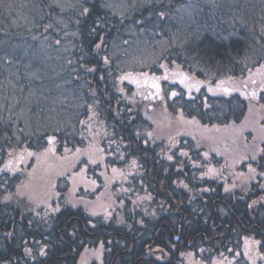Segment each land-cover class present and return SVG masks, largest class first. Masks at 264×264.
Returning a JSON list of instances; mask_svg holds the SVG:
<instances>
[{"label": "trees", "instance_id": "1", "mask_svg": "<svg viewBox=\"0 0 264 264\" xmlns=\"http://www.w3.org/2000/svg\"><path fill=\"white\" fill-rule=\"evenodd\" d=\"M41 46L55 55L49 69L59 78L34 87L26 73L41 78L42 66L26 70L18 60ZM149 50L158 61L147 71L179 66L211 83L246 80L264 65V0H0V56L9 58L0 57V264H79L86 247L101 248L92 264H212L224 256L243 264L247 242L255 251L246 264H264V139L230 141L232 149L256 148L234 165L215 160L213 176L209 167L218 168L202 158L209 144L183 126L240 124L247 98L259 105V94L164 100L166 114L151 120L131 99L133 86L121 84L135 68L120 63ZM54 94H73L72 108L46 111ZM88 109L107 128L100 143L118 142L113 152L125 156L127 177L120 207L98 219L60 200L32 199L21 175L5 169L19 151L83 146Z\"/></svg>", "mask_w": 264, "mask_h": 264}, {"label": "rangeland", "instance_id": "2", "mask_svg": "<svg viewBox=\"0 0 264 264\" xmlns=\"http://www.w3.org/2000/svg\"><path fill=\"white\" fill-rule=\"evenodd\" d=\"M63 6L70 9L71 3H64ZM45 48L41 46L34 53L27 48L21 55L22 59L18 60L19 64L25 67L26 70L42 66L41 78L35 72L30 73L27 71L26 73L30 84L34 87L35 81L46 83V80L59 78L58 75L50 74L51 70L49 68L56 65L55 55L47 53L44 50ZM119 52H122V50L117 49L116 53ZM0 57L4 60H9L7 58L8 54ZM157 61V54L151 50L139 57H135V59H131L127 64L125 62L122 64L119 61L121 66L123 67L124 65L126 69L134 70L135 68L133 73H125L123 70L124 74L121 77V84L126 82L133 86V92L130 93L133 94L131 99L137 101V104H142V111L151 120L154 119V115L162 116L166 114L165 109L161 107L164 100L167 102L186 96L189 99H193L192 102L194 103L198 99L201 101L203 97L206 98V95L208 97L217 96L222 98H230L232 95H237L245 98L249 96L245 89H248L249 92L251 90L253 94H264V65L260 66L246 80H220L211 83L186 75L183 73L182 67L180 68L179 66L169 68L160 65L163 68L160 74L153 69L150 71L145 70L153 64L155 65ZM125 77L127 78L125 79ZM7 78H9V75L6 76ZM162 81L171 82V85L161 84ZM154 85H159V87H154ZM161 85L165 86L162 87ZM225 89L228 91H225ZM26 90V97H31L32 94H28L31 89ZM54 95L55 99L53 101L42 103L43 107L47 108L46 111H58L61 114L72 108L73 102H71L69 96H73V94ZM259 95L257 98V104L259 105L247 98L249 103L248 113L240 124H233L228 127H212L210 125L203 126L198 120H191L190 123L183 124L186 128L184 131L190 133L197 144H209L202 158L209 161L212 167L218 168L212 170L209 167V175L217 176L220 172L219 167L212 165L215 160H226L229 164L233 163L234 165L236 161L242 160L243 155L248 150L256 148L255 143L244 142L247 145L246 147L240 150L235 147L232 149L229 146V144L231 145L230 141L236 143L237 140H248V137L255 142L259 139H264V105L260 102ZM205 103L208 104L207 101ZM81 104H87L88 107H92L91 103L86 100L81 102ZM194 108L196 109L197 107ZM87 117L90 123L88 130L91 134L89 135L88 131L82 133L85 144L82 141L80 145L83 146L77 147L72 151L67 149L66 151L58 152L56 144H51L45 149L44 146L39 147L38 145L39 148L32 151L16 152L5 164V169L11 174L21 175V189L28 191L32 199L35 198L45 205H49L54 200H60L63 203L81 207L98 219L101 214L111 216L112 211L120 207L118 198L125 193V185L121 186V184L125 183L127 179L125 175V156L122 153H120L121 157H117V154H114V144H118V142L115 143L111 136L108 142L100 143L99 136L107 128L96 121L95 114L91 109H88ZM255 119L262 121V123H255ZM197 129H201L203 132ZM107 147L110 148L107 149ZM6 165L9 167H6ZM120 204H123V200L120 201ZM247 246L243 264L252 260L250 251H255L251 242H247ZM100 251L101 248L86 247L83 250L79 264L98 262L100 260ZM212 264L240 263L238 260L224 256L219 259L214 258Z\"/></svg>", "mask_w": 264, "mask_h": 264}, {"label": "snow or ice", "instance_id": "3", "mask_svg": "<svg viewBox=\"0 0 264 264\" xmlns=\"http://www.w3.org/2000/svg\"><path fill=\"white\" fill-rule=\"evenodd\" d=\"M84 11H85V12H87L88 10H87V9H85ZM96 47H97V48H99V47H100V45H99V44H97V45H96ZM126 78H127V77H125V79H126ZM165 79H166V77H165ZM154 87H159V85H154ZM225 91H228V90H227V89H225ZM173 95H175V93H173ZM253 95H255V94H253ZM170 159H171V157H170ZM6 167H9V166H8V165H6Z\"/></svg>", "mask_w": 264, "mask_h": 264}]
</instances>
